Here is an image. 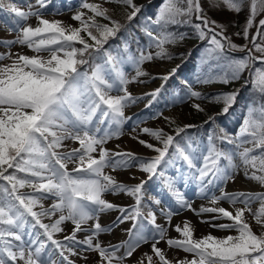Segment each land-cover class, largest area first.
Wrapping results in <instances>:
<instances>
[{
	"label": "snow or ice",
	"instance_id": "snow-or-ice-1",
	"mask_svg": "<svg viewBox=\"0 0 264 264\" xmlns=\"http://www.w3.org/2000/svg\"><path fill=\"white\" fill-rule=\"evenodd\" d=\"M116 2L130 9L125 13V23L113 19L109 9L100 4L80 0L72 16L80 26L72 27L59 20L43 18L42 10L48 8L52 0L29 3L27 11L17 3L10 2L6 6L0 0V9L7 12V18L0 19V25L15 34L11 40L0 38V46L9 50L0 53V61H11L0 66V181L7 182L0 185V225L8 226L0 228V264H17V261L23 264H74L65 252L75 255L77 249L98 253L99 264H124L139 247L149 243L159 264H172L157 246L161 241H166L169 249L191 254V260L180 259L176 264H264V233L255 234L244 219V213L252 211L251 205L259 202V209L253 216L258 224L264 223V192L230 193L224 187L229 181H235L239 170V165L234 163L237 156L244 165L245 178L264 187V68L253 70L254 62L264 64V19L256 25V36L252 37L249 48L233 43L225 26L208 18L200 0H164L157 13L144 17L143 23L137 22L142 6H137L134 0ZM66 3L71 10V0H66ZM218 3L236 14L247 6L243 32L235 35H243L248 41L249 29L256 17L264 13V0H218ZM181 4L187 6L179 7ZM81 8L92 15L86 16ZM52 14L62 12L53 9ZM31 17H36V26L27 23ZM97 17L109 23L101 24ZM181 24H191L196 38L206 42L195 84L219 82L227 85L248 71L260 100H250L245 105L241 125L234 136L223 127L219 128V133L212 130L207 135L204 149L194 146L188 133L189 129L201 125L185 124L176 125L174 135L160 128H143L142 133L149 135L159 146L132 137L155 153L151 157L124 151L109 152L103 145L123 134V126L132 120V117L125 116V109L137 99L147 97L145 107L148 109L162 100L165 109L187 105L198 113H204L203 123L209 126H219L220 120L230 116L231 109L239 102L242 89L205 94L195 90L193 82L187 79H181V87L169 94L170 82L179 77L186 63L184 55L178 57L180 63L163 75L151 76L143 70L145 62L177 58L168 51L167 45L184 40L186 33L171 32L169 26ZM136 29L148 38L146 44L140 43ZM121 32L125 35L120 36ZM256 37H259V42ZM117 38L121 40L122 48H113L112 45L105 48L110 40ZM132 41L137 45L135 51L130 50ZM14 45L26 46L34 55L14 54L11 52ZM151 48L157 49L154 55L147 51ZM234 52L245 55L237 58L231 55ZM127 66L135 71L131 80L125 70ZM141 77L159 79L161 83L137 98L127 91V85L145 82L140 80ZM248 82L245 80L243 87ZM113 91L123 94L112 95ZM212 108L217 110L209 114ZM162 114L157 110L152 118ZM165 120L170 125L176 124L170 117H165ZM139 123L142 121L137 120L130 126L133 132ZM65 140L78 142L80 147L58 151L66 147ZM216 141L235 145V150L220 149ZM245 144L252 147H244ZM97 147L98 159L92 155ZM257 149L261 150L259 155H253ZM73 160H79L80 164L69 172L66 162ZM249 166L254 169L251 173ZM109 167L113 170L137 167L147 178L138 184L126 185L104 174V169ZM8 169L14 171L6 175ZM169 169L174 174H169ZM20 173L24 175H18ZM150 182L157 185V193L170 196L176 207L162 206L160 196L150 194ZM26 185L33 186L40 195L20 193L18 189ZM190 186H194L196 195L207 199L211 206L202 205L198 210L193 208V201L182 190ZM107 192L125 193L134 199L135 204L131 208L119 207L103 198ZM53 197L51 208L45 209L40 204L41 200ZM221 201H227L234 207L242 204L243 208H235L233 212L219 206ZM37 205L41 208L39 212L33 210ZM152 205L168 221L184 210H190L197 216L212 214L209 220L202 219L201 222L219 230L234 231L236 235L217 238L208 234L194 238V227L185 222L183 227L175 226L181 238H167V229L157 224V214ZM144 208L148 209L147 214ZM113 210H118L120 215L112 226H102L98 222L100 214ZM56 213H59V218L53 223H42L41 217H51ZM91 220L97 222L84 227ZM222 220L231 223L215 222ZM65 221L74 225L72 233L64 238L68 243L54 238L55 233L63 231L61 225ZM128 221L132 223L124 230L128 236L126 241L108 247L102 246L98 240L93 243L101 233L110 232L112 227ZM26 226H39L43 233L26 232ZM79 232L90 234L80 240L77 238ZM41 234L46 241L39 240ZM5 237H11V240ZM47 242L53 247L48 248ZM121 249L123 253L118 255ZM53 251H58L59 262L53 258ZM152 254L144 253L140 264H145V261L153 264Z\"/></svg>",
	"mask_w": 264,
	"mask_h": 264
},
{
	"label": "rangeland",
	"instance_id": "rangeland-1",
	"mask_svg": "<svg viewBox=\"0 0 264 264\" xmlns=\"http://www.w3.org/2000/svg\"><path fill=\"white\" fill-rule=\"evenodd\" d=\"M3 2L6 6L10 2L17 3L20 7H22L23 10L27 11V4L29 3L35 4L36 0H3ZM87 2L100 4L102 7L109 9L110 15L115 20H118L121 17H125L126 11H130V9L117 3L116 0H87ZM163 2L164 0H134V3L137 6H142V12L138 15L137 22L143 23L144 15L148 13V4L153 6L154 11L152 12L150 16H154L157 13V9L162 5ZM79 4H80V0H71V5L73 9L69 11L66 0H52V4L49 5L48 8L42 10L44 13L43 18L48 19V20L61 21V19L63 20V18L67 16L68 13H70L71 11L75 13L77 11V6ZM186 6H187L186 4L179 5V7H182V8ZM53 9L58 10V11L60 10L62 14L53 15L52 14ZM33 10H35V8ZM80 11H83L84 13H86V16L92 15L87 9L81 8ZM204 12H205V9H204ZM205 14L208 16L210 20H215L221 23V18L216 20V18L212 16L208 11ZM5 18H7V12L3 9H0V19H5ZM260 18L264 19V17H260ZM260 18L256 19L255 21L257 25H258ZM96 19L101 24L109 23V21L103 19L102 17H97ZM65 20L66 22L63 21L65 25H71L72 27L80 26L79 22L74 21L72 17L68 19L66 18ZM192 20H193V23L197 22L195 15H193ZM27 23L31 24L32 26H36L37 25L36 17H31L27 21ZM169 31L175 32V33H180V32L186 33V38L184 40L178 41L176 44H173V45H167V48H168V51L171 53L182 52V53H185L187 56H189L190 58L189 64H192V67H193L192 82H193V87L195 90L201 91L202 93H205V94L214 93L217 91L228 92V91L235 90L238 86L240 87L241 85H244L245 80L250 79V83H251L252 77L250 76L248 71H245V73L242 75V77L239 80L231 82L230 84H227V85L219 83V82L210 83L208 85L195 84V76L197 73L199 60H200L202 50L204 49L206 42H201L198 38H196V36L194 35V29L191 24L170 25ZM140 34L142 35V38H140L138 34L136 33V36L140 38V43L146 44L148 38L144 35V33L140 32ZM14 36H15L14 33H9L7 29L3 27V25H0V38L11 40L14 38ZM230 37L233 43L237 45H241V46L245 45L243 38L241 39L237 36L235 37V35H230ZM190 49H193V51H191ZM8 51H9L8 49L4 48L3 46H0V53H7ZM147 51L151 52L154 55L157 49L151 48V49H147ZM11 52L14 54L19 53V54H25L29 56L34 55V53L30 51L26 46H20V45H14L11 48ZM188 53H191V55H188ZM44 55H46V53ZM231 55L234 57L240 58V57H243L245 53L234 52V53H231ZM9 63H11V61L5 59V60L0 61V66L6 65ZM193 63H194V66H193ZM174 65H175L174 59L171 61L154 59L151 62H145L142 65V68L143 70L150 73L151 76H159V75L165 74L166 71L169 68L173 67ZM255 68H264V64L254 62L253 70ZM125 70L128 74L129 79L131 80V78L135 76V71L132 69L131 66H127ZM140 80L145 81V82L141 83L139 81H136V82H131L127 85V91L137 98L143 97L145 93H148L154 90L161 83L159 79H150L149 77H141ZM247 86H249V82ZM178 89L179 88H177L176 90ZM111 94L118 95V94H123V93H117L113 91ZM167 98L168 96H165V99ZM146 103H147V97H144L143 99H137L136 103L129 105L125 109V116L132 117V120L123 126V134L119 138H112L103 145L105 149H107L109 152L124 151V152L135 153L138 156L151 157L155 155V153L147 149L140 143H138L137 139L132 138L135 136V137H138V139L145 140L149 143H153L154 145L159 146L158 143L155 140H153L149 135L142 133L143 128H146V127L153 128V129L160 128V129H163L165 132L174 135L175 133L173 130L176 127V125H180V126H183L185 124L198 125L201 121H204L206 118L204 113H198L195 110L190 109L187 105H180L177 107L165 109L164 101L162 100L159 104L155 105L153 108L148 109L145 107ZM157 110L161 111L163 114L159 116L158 118L153 119L152 118L153 114L157 112ZM216 110H217L216 108L210 109L209 114H211L212 112ZM165 117L172 118L173 120H175L176 124L170 125L165 120ZM137 120L142 121V123H139L136 126L135 131L133 132L130 126ZM238 130L239 128L237 129V132ZM188 133L193 138V135L190 132ZM177 139L179 138L177 137ZM206 143L207 141L204 144L194 143V146L198 145L199 149H204ZM64 145L66 147H62L58 151L65 152L72 148L80 147L78 142H74L72 140H65ZM117 145H119V148H117ZM222 146H224L226 150H229V149L235 150V145L222 144ZM244 147L251 148L252 145L245 144ZM240 150L242 151L243 149H240ZM260 151L261 150L257 149L252 154L259 155ZM92 155L97 159L99 158V147H97V151L95 153H92ZM198 163L200 162L198 161ZM234 163L239 165V170L237 171L235 181H229L227 185L224 186L225 191L230 192V193L231 192H246V193H252V194H258V193L264 192V187H262L255 181H251L245 178L244 165L242 164L238 156L235 158ZM66 164H67V171L72 172L73 169L79 166L80 162L79 160H73V161H67ZM248 170L250 173L254 171V169H252L251 166H249ZM168 171H169V174H174L171 169H169ZM104 174L112 176L117 182H120L126 185H135V184H138L141 179L147 178L146 174L140 171L137 167H132L126 170L124 169L113 170L112 168L109 167V168L104 169ZM73 175H75V173H73ZM30 179H34V178H30ZM6 183H7L6 181H0V185H4ZM148 187H149L150 194L160 196V198L163 201L162 206H171L173 208L176 207V205L174 204L170 196L166 194L157 193L156 184L150 182ZM33 190H35V188L30 185L25 186L24 188L18 189L20 193L35 194L36 196L40 195V193L33 192ZM182 190L185 192L186 197L190 201H193L192 203L193 208L198 210L202 205L211 206L208 203L207 199L201 198L196 195L194 186H190L187 189H182ZM216 194L219 195V192L217 191ZM103 198L119 207L131 208L135 204L134 199L125 193L112 194L110 192H107L104 194ZM54 199H55L54 197L43 199L40 201V204H42L45 209L51 208ZM145 200L147 203L149 204L151 203L150 201H147V197L145 198ZM219 206H222L233 212L235 211V208H243L242 204H236L234 207L227 201H221ZM259 206H260L259 202H254L251 205L252 211L251 212L246 211L244 213L245 221L249 223L253 232L257 235L264 233V223L258 224L253 216V213L259 209ZM152 208L154 211H156V214H157V221H156L157 224H161L167 229V238H177V239L181 238L179 236V233L175 231V226L179 224L181 227H183V224L185 222H190L191 225L194 227V238H203L204 236L208 234H211L217 238H223L228 235H236L234 231L219 230V229L210 227L208 223H202L201 222L202 219L203 220L210 219V216L212 214H209V213H204L202 214V216H197L196 214H194V212L190 210H184V211H181L177 215H173L171 220L168 221L164 216L160 215L159 209L156 208L155 205H152ZM33 210L39 212L41 211V208L39 207V205H37L36 207H34ZM147 210H148L147 208H144L145 214H147ZM119 215H120V212L118 210L101 213L99 216L98 222L102 226L110 227L112 226L113 221H115ZM58 218H59V213H56L55 215H52L51 217H41V221L44 224H51ZM28 220L34 223V221L31 220V217H28ZM89 222H93L94 224L97 221L91 220ZM89 222L84 227H89L93 225V224H90ZM215 222L216 223H221V222L231 223L230 221H227V220L215 221ZM131 223H132L131 221H128L124 224H120L118 227H112L110 232L101 233L93 241V243L95 244L98 240L102 246L108 247L109 245H117L122 241H126L128 239V236L124 230L127 228H130ZM61 228L63 229V231L55 233L54 238L64 241L65 243H68L67 241H65L64 238L66 235H70L72 233L74 225L71 223V221H65L61 225ZM25 231L26 232L32 231L33 233H43V229H40L39 226H36L35 228L26 226ZM89 234L90 233L88 232H79L77 233V238L80 240H83L85 236ZM5 238L8 240H11V237H5ZM27 239L28 237L25 236V240ZM39 240L46 241V237L41 234L39 235ZM13 243H19V242L13 241ZM47 243H48V248L53 247L50 244V242H47ZM157 246L165 252L166 257L170 261H172V264H176V261L180 259H184V258H187L189 260L192 259V256L189 253H185L181 250L169 249L166 241H161ZM146 252L149 254H152L150 243L143 244L141 247H139L131 257L125 260L124 264H140L143 254ZM122 253H123V249H121V252L118 253V255ZM65 255L68 257L69 260L73 261L74 264H99V261H100V257L98 253H96L95 251H90V250L80 251L79 249H77V254L70 255L68 252H65ZM152 255H153V264H159L158 258H156L154 254ZM52 256L54 259H56L59 262L60 256H59L58 251H53ZM84 257H87V259H84ZM9 264H11V262H9ZM17 264H23V262L17 261ZM145 264H146V261H145Z\"/></svg>",
	"mask_w": 264,
	"mask_h": 264
},
{
	"label": "trees",
	"instance_id": "trees-1",
	"mask_svg": "<svg viewBox=\"0 0 264 264\" xmlns=\"http://www.w3.org/2000/svg\"><path fill=\"white\" fill-rule=\"evenodd\" d=\"M216 1L218 2V0H216ZM216 1H214V0H200L202 7L205 9V13H207V11H208L212 16H214L216 18V20L221 18V24H223L225 26V28L227 29V31H228L227 35L228 36L233 35V33L235 34L237 32L242 33L244 25H245V22H246V21L244 22V17H245V20H246L247 16H248V8H247V6H245L244 9L239 14H236L234 12H230V11L228 12V10L225 9V6L222 3L221 4L218 3L219 5H217ZM210 2H212V3L215 2L213 4H216V6L211 4ZM210 5H213L215 7L212 8V6L210 7ZM217 6H218V9L216 8ZM223 6H224V8H222ZM219 7H220L221 11H219ZM222 11H224V12H222ZM262 16H264V13L260 14L257 17L260 18ZM257 17H256V19H258ZM118 20L121 23H125L126 22L125 21V17H121ZM255 21H254V23H255ZM255 25H256V23H255ZM255 25H253V28L249 29L251 31H249V40L248 41H246L243 38V35L239 36V38H241V37L243 38V41L245 42V45H247V46H249V44H250V40H251L252 35L254 33ZM136 30L138 32V29H136ZM233 30H234V32H232ZM82 35H85V34L82 33ZM256 39H257V42H259V37H256ZM110 44H114L115 46L116 45L122 46L121 41H119L117 43H114L113 40H110L109 44L105 45V48H108L107 46L110 45ZM132 46H134V44H132ZM77 47H80V45H77ZM184 59H185L186 63L184 64V67H183L179 77H177V79L175 81H171L170 82V86L168 88V93L169 94L172 93L176 88L181 87V85H180V80L181 79L190 80L189 76H190L191 72L188 70L189 58L184 56ZM180 62H181L180 60H176L177 64L180 63ZM240 89H242L241 97L239 99V102L236 104V106L233 109H231V115L226 117V118H223L219 126L218 125H214V128L216 127L218 132H219V128L223 127L229 134L233 133L234 130L237 128V126L242 122L241 120H242V117H243V113L245 111V105L250 100L251 101H258L261 98L259 93L253 88V86H251L249 88L240 87ZM166 95H168V94H166ZM207 126L208 125L202 124L201 127L194 128V129H189L188 132H192V133H194V135L201 136L202 138H204L208 134L207 133V131H208ZM13 171H14V169H8V172L5 173V174L7 175L9 173H12ZM18 175L23 176L24 174L20 173ZM2 226L4 227V225H0V227H2Z\"/></svg>",
	"mask_w": 264,
	"mask_h": 264
},
{
	"label": "bare ground",
	"instance_id": "bare-ground-1",
	"mask_svg": "<svg viewBox=\"0 0 264 264\" xmlns=\"http://www.w3.org/2000/svg\"><path fill=\"white\" fill-rule=\"evenodd\" d=\"M214 1H216V0H214ZM216 2H217V1H216ZM210 3L213 4V3H215V2H213V3L210 2ZM216 4L219 5L218 2H217ZM216 4H213V5L216 6ZM220 4H221V3H220ZM213 5H210V7L212 6V8H214L215 6H213ZM201 6H202V5H201ZM220 6H221V5H220ZM216 8L218 9V6H217ZM216 8H215V9H216ZM222 8H224V6H223ZM71 9H73V8H71ZM217 9H216V10H217ZM225 9H227V8L225 7ZM225 9H224V10H225ZM222 10H223V9H222ZM59 11H60V10H59ZM69 11H70V10H69ZM219 11H221V10H220V7H219ZM222 12H224V11H222ZM226 12H227V11H226ZM228 12H229V11H228ZM70 14H71V15H70ZM74 14H75V13L71 11L70 13H68L69 16H68V15L65 16V17L63 18V20L61 19V21H62V22L65 21V22H66L65 19H66V18L68 19V18L72 17ZM244 16H245V15H244ZM257 18H258V17H257ZM260 19H261V18H260ZM245 21H246V20H245V17H244V22H245ZM238 23H239V22H238ZM255 26H256V25H255ZM252 28H253V27H252ZM231 30H232V29H231ZM249 31H251V30H249ZM227 32H228V31H227ZM232 32H234V30H233ZM232 32H231V33H232ZM229 34H230V33H229ZM233 35H235V34L233 33ZM235 37H236V36H235ZM237 37H238V36H237ZM232 38H233V36H232ZM237 39H238V38H237ZM241 39H242V37H241ZM241 39H240V40H241ZM240 40H239V41H240ZM241 41H242V40H241ZM242 42H243V41H242ZM241 44H242V43H241ZM46 55H47V54H46ZM46 55H45V56H46ZM89 223H90V224H93V222H89Z\"/></svg>",
	"mask_w": 264,
	"mask_h": 264
}]
</instances>
